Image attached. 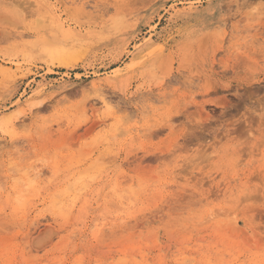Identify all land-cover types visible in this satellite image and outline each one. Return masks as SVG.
Here are the masks:
<instances>
[{
  "label": "rangeland",
  "instance_id": "374dc122",
  "mask_svg": "<svg viewBox=\"0 0 264 264\" xmlns=\"http://www.w3.org/2000/svg\"><path fill=\"white\" fill-rule=\"evenodd\" d=\"M231 263L264 264V0H0V264Z\"/></svg>",
  "mask_w": 264,
  "mask_h": 264
},
{
  "label": "bare ground",
  "instance_id": "6f19581e",
  "mask_svg": "<svg viewBox=\"0 0 264 264\" xmlns=\"http://www.w3.org/2000/svg\"><path fill=\"white\" fill-rule=\"evenodd\" d=\"M64 50V49H63ZM236 260V259H235ZM255 263V262H254ZM232 264V263H231Z\"/></svg>",
  "mask_w": 264,
  "mask_h": 264
}]
</instances>
